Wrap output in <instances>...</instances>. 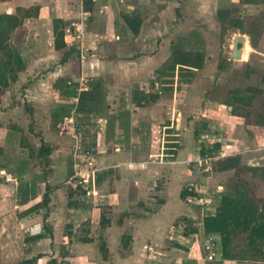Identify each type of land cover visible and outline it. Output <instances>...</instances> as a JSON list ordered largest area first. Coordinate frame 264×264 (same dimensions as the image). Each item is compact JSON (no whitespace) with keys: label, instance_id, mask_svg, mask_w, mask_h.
I'll return each mask as SVG.
<instances>
[{"label":"crops","instance_id":"0c3cea01","mask_svg":"<svg viewBox=\"0 0 264 264\" xmlns=\"http://www.w3.org/2000/svg\"><path fill=\"white\" fill-rule=\"evenodd\" d=\"M179 6L177 0H0V15H17L23 20L13 32L11 42L26 64L17 81L1 90L0 123L4 126L0 140L5 138L10 125L17 124L30 134L33 145L37 142L41 146L44 142L52 147L40 186L42 194L50 188L51 201L47 207L29 210L43 200L40 193L31 192L28 202L17 205L24 208L22 211L29 210L26 215L8 223L0 219V227H10L0 228V264L32 258H36V264H50L53 259L60 264H159L148 259L160 254L163 257L166 249L160 248L169 240L174 243L170 249L183 251L188 258L203 264L197 236L204 230V217L216 213L218 198L224 192L221 189L225 190V181L220 178L235 169H213L201 176L198 161L206 150L224 149L225 144L219 141L221 134L234 135L243 127H251L242 116H229L231 107L210 100L200 103L203 97L188 94L187 89L183 90V105L178 102V93L176 98H167L161 87L163 92H158V98L147 99L150 88L158 91L156 82L166 83L172 76L171 70L166 76L161 69L170 66ZM137 15L141 26L134 32L127 18ZM57 27L65 32L67 45L61 50L55 47ZM97 78L106 83L107 111L96 116L90 126L86 125L92 138L88 141H96L92 156L91 151H78L79 141L84 140L78 132L80 118L73 111L64 114L62 110L57 116L55 111L68 102H78L77 95L71 93L89 89V83ZM185 85L190 87L188 82ZM175 110L180 116L179 128H167ZM201 119L206 122L199 124ZM213 122L218 127H212ZM209 127L212 128L208 130ZM227 142L233 144L232 155L241 156L244 165H264V153L251 155L264 150V141H260L258 134L251 139L234 136ZM89 162H93L92 166ZM78 165L91 175L92 196H77L78 206H71V192L75 190L72 178ZM1 171L13 178L20 177L5 169ZM33 173L23 175L26 186ZM199 178L208 180V184L201 180L200 190L205 193V200L211 202L202 210V217L191 206L193 199L181 196ZM251 181L256 185L252 195L263 200L264 183L256 178ZM181 218L184 223L201 218V226L196 229L194 223V227L188 225L183 232L187 225L180 224ZM70 225L72 228L68 229ZM94 227H100L104 235L96 237ZM68 230H72L71 243ZM14 232L23 234L27 246L24 254L21 251L18 255L16 246L8 240L17 236ZM125 235L131 236L126 248ZM85 236L93 240H82ZM100 241L106 242V259ZM257 254L264 261V247Z\"/></svg>","mask_w":264,"mask_h":264},{"label":"rangeland","instance_id":"374dc122","mask_svg":"<svg viewBox=\"0 0 264 264\" xmlns=\"http://www.w3.org/2000/svg\"><path fill=\"white\" fill-rule=\"evenodd\" d=\"M177 1H179L181 8L179 10L180 14L178 16V21L176 22L177 26L175 31L177 33L175 34L173 38L174 40L172 41L173 45L171 46V53L168 62L170 66L174 63L180 62L197 66H201L203 64V67L195 69L194 72L190 74L192 76H188V78H186L187 80H185V78H179V76L187 75V73L185 71L178 73V70H181L182 67L180 66V69L176 67L175 72L177 71V73H174L173 76H169L166 83H163V81H161V83L165 85H162L160 83L161 88L166 90V92H163V95H165V97L167 98H176L178 93L177 99L180 100L181 98V100L178 102L180 103V105H183L184 101L186 100V94H184L185 92H183V90L185 91V89H187L186 91H188V94L193 93L195 96L203 97L202 101L199 100L200 103L210 100L211 102H219L220 104L225 105L227 108L231 107V110L229 109L230 111L228 115L233 116V108L232 106H229L227 104L228 102H232V92L235 90H241L243 93L251 95L252 92L247 91L248 87L259 88L261 92L255 95L252 105L247 107H242L238 104L235 105H238L242 109L244 108L243 111H251V120L248 119V121L250 122H246V125L249 124L251 129L245 128L241 125V127H243V130L241 132H236V134L234 135H232L231 132H225L224 137H226V141L228 138L230 140L234 136H240L244 138L246 137L251 139V137H255V135L258 134L260 141H264V126L257 125L256 122L257 120H259V115L263 113L262 105L264 103V3L244 5L241 4L239 0ZM220 9L229 10L230 18H241L243 21L242 28L236 29L235 27H232L230 23L226 22L225 24L224 22H222L218 16V11ZM139 19L140 18L138 17V15L132 18H127L128 25L134 32H137V29L140 28ZM181 19H186L187 21H180ZM237 35H244L246 38H248V41L252 47V51L249 52V57H247L246 60L238 58L231 59L234 39ZM241 47L244 49L245 43L241 44ZM220 64H224L225 67L223 69L219 68ZM177 74H179V76H177ZM187 82L190 84V87H187L185 85ZM14 83L15 82H13L11 85H13ZM86 83L88 84V82ZM4 89L6 90V88H2V91ZM136 93H139V91L137 90ZM71 94H76L81 101H72V103L68 102L67 105L59 106L55 111L56 116L58 115L57 113L61 114L62 110H64V114H71L73 111V115L79 117L82 121V124L86 127V125H91L96 116L103 115L107 111L106 83H98L97 94H94L93 96H90L89 93H85L79 90H77L76 92H72ZM177 108H179V106ZM203 122L206 121L202 119L198 121L199 124H202ZM215 125L216 124L213 122L212 127ZM212 127H209L208 130ZM66 130L69 131V129ZM76 131L77 128H75L74 132ZM254 131H256V134L254 133ZM87 138L88 140L92 139L91 137ZM83 142L86 143L87 147L89 145L90 148H86ZM95 142L96 141H79L80 154L86 153V151L89 150L92 152V156H95V152H93ZM35 145L37 149L40 148V146L37 145V142ZM230 145L233 144L230 142ZM232 148L233 147L230 148L231 151L234 150V148ZM206 151L208 152V150ZM258 152H260L261 154L264 153V150L252 153V157H254ZM46 167L47 165H44V163L39 162L38 160L31 163L29 169L30 171L34 172V175L37 174V176L35 175L34 177H32L33 174L31 176H28V186H26L25 180L21 181L19 178H13V176L5 174L4 171L0 172V219L4 223H6V221L8 223V220L10 219L19 218L18 215L21 213V209H24L23 207L17 208L18 202H16L15 200L19 194H17L16 192L20 191L21 193L23 192V190H26L28 188L29 190H33L34 188V193L36 195L40 193L41 196L44 197V193L42 194L40 186L43 181L42 176L47 173V171L45 170ZM199 169H201L202 171ZM213 169H215V160L211 161V164L204 163L203 165H201V167H198V173L201 176H206L207 173H211ZM69 170L70 175L73 174L72 168H70ZM239 177L251 179V173L246 170H240L239 173L236 170L230 171L226 174L224 179L223 177L220 178V180L222 179L223 181H225V183L223 182V184L225 185V190H221L225 192L229 188L233 187L234 183L238 181ZM201 180L208 184V180L204 181L203 179L199 178L197 180L199 183L196 182L189 186H191L195 190L196 196L207 199L203 197L205 196V193H202L200 190V184L203 183ZM196 188L199 189V191L196 190ZM210 189L213 190L212 188ZM46 191H48L49 194L50 188L47 187ZM215 195L219 197L218 194ZM91 196L92 195H87L86 199H91ZM218 199H220V197ZM192 201H194V199ZM190 204L192 207L197 208L198 211L196 209L194 210L199 213V217H202V208L201 206H198L200 204H197L196 202H192ZM18 207L20 206L18 205ZM182 220L183 218L179 219V221L181 222L179 223L182 225H187L184 230H181L184 232L185 230H188L189 226L194 227V223L196 229L200 227L201 225L199 224V222H201L202 219H191L185 223ZM8 226L9 225H6L0 228L9 230L10 227ZM17 228L19 229V227H15V230H17ZM94 230L96 237L99 235H104L105 233L100 227H94ZM200 232L201 234L198 235L197 238L200 240L202 249L201 255L204 258V261L202 263L230 264L222 260L220 256H218V258L215 260L210 261L208 259V251L205 249V239L207 237V234L204 230L203 232L202 230ZM14 234H17V236L11 237V239L8 240L12 242L11 245L16 246L18 255L21 254V251L24 254L25 251H27V246L25 245L23 234L19 232H14ZM180 236L181 238L184 237L182 234ZM218 238H220V236ZM234 239L237 244V249L239 250V254L237 256L239 261L257 260L259 262L249 264H264V261L260 254H257L258 257L251 256L250 253L252 252V250H250L246 245V234L242 233L241 235L234 237ZM191 241L189 240V243H191ZM68 245L69 244H65V247H67ZM173 245L174 243H172V240H169L166 243V246L161 247L160 245V249H166L162 253V255L164 256L162 257L160 256V254L158 258H149L148 261H155L159 264H181L182 260V264H198L196 260L188 258L187 253L174 248L170 249V247ZM189 245L192 246L191 244ZM188 251H190V248ZM67 252L68 251H66V253ZM101 253L102 256L105 257V254L102 250ZM99 261L101 260L99 259ZM57 262L60 264V261L58 259ZM243 262L244 261H241L242 264ZM71 263H76V260H72ZM96 264H100V262H97Z\"/></svg>","mask_w":264,"mask_h":264},{"label":"trees","instance_id":"16d2710c","mask_svg":"<svg viewBox=\"0 0 264 264\" xmlns=\"http://www.w3.org/2000/svg\"><path fill=\"white\" fill-rule=\"evenodd\" d=\"M241 4L252 5V4H261L264 3V0H239ZM28 14V12H27ZM218 16L222 22L230 23L232 27L236 29L242 28L243 21L241 18H230V11L225 9H220L218 11ZM23 23V20L17 15L11 14H2L0 15V93L2 88L9 87L13 82H16L18 79V74L20 71L24 70L26 64L18 50V48L11 42V38L15 29ZM141 25H139L140 27ZM139 29H137L138 32ZM65 42V32L60 28H55V47L57 50L64 49L66 47ZM67 54H65V60ZM203 60V58H202ZM180 64V65H177ZM181 70L179 72L185 71L187 75H181V78H188L190 74L194 72L195 69L202 68L197 65H188L185 63H174L164 69H161L162 74L168 75L170 72L173 74L176 67ZM224 64H220L219 68L223 69ZM168 70H171L167 72ZM179 76V74H177ZM167 82V80H166ZM98 83H105L102 79L97 78L93 79L89 84V89L83 90L82 92L89 93L90 96L97 94ZM247 91H251L252 94L248 95L243 93L241 90H235L232 92V102H228L229 106L233 108V114L242 116L246 119V122L251 120V111H243L238 105L242 107H247L252 105L255 95L260 93L261 90L255 87H248ZM74 92V91H73ZM102 92V91H101ZM148 100L158 98V91L154 88H150L148 91ZM1 95V94H0ZM81 101L78 98V102ZM1 104V97H0ZM238 104L237 106H235ZM263 113L259 115V120H257V125L264 126V103L262 105ZM80 119L77 120V126L79 127V134L84 136V140L88 141L87 137H90L89 129L85 127ZM81 123V124H80ZM4 126L0 123V129ZM83 140V141H84ZM86 148V143L83 142ZM95 145V144H94ZM219 146V144H217ZM11 148V149H10ZM80 149V148H79ZM78 149V151H79ZM9 150V151H8ZM89 151V150H88ZM52 152V147L45 144L44 142L40 148H36L35 145L29 139V136L26 134L25 130L17 124L10 125L8 131H6L5 138L0 140V171L5 169L7 173L18 174L21 181L25 180L24 174L30 172L31 163L37 159L39 162L47 165L49 162V155ZM215 169L217 171H226L235 169L236 171L246 170L251 173V179L256 178L261 183H264V165H244L242 163V158L239 155H232L219 159L215 163ZM251 179H246L239 177L238 181L234 183L233 187L229 188L221 194L220 202L217 207L215 214L206 215L203 219L204 231L207 235L216 234L220 236V246H221V258L224 259H238L239 250L237 249V244L234 237L240 235L241 233H246V245L252 252L251 256L257 257V253L261 251L264 247V199H257L252 195V188L256 187L252 183ZM23 190V189H22ZM27 190L16 192L19 194L16 198L18 204H24L30 200V194L34 193ZM30 192V193H29ZM32 192V193H31ZM87 195L86 189L81 185L75 188L71 192V205L78 206L77 196ZM182 198L186 199L188 197L194 198L196 196L195 190L189 186L182 191ZM51 201L48 191L44 193L42 202L33 206L29 210H34L41 206H48ZM29 210L22 211L18 217H22L28 213ZM72 228V225L68 229ZM72 242V230L67 231ZM84 241H91L92 238L81 237ZM131 240L130 235H125L123 238V246L126 248L129 246ZM106 242H101V250L103 252L107 251ZM13 264H36V258L26 259L24 261H18ZM50 264H59L56 259H53Z\"/></svg>","mask_w":264,"mask_h":264},{"label":"built area","instance_id":"2783aa9c","mask_svg":"<svg viewBox=\"0 0 264 264\" xmlns=\"http://www.w3.org/2000/svg\"><path fill=\"white\" fill-rule=\"evenodd\" d=\"M96 1V0H95ZM160 83L156 82L155 83V88L158 90V92L162 93L163 91L160 90ZM78 100V99H75ZM180 122V116L178 114V110H175L174 115L171 117V121H170V126H168L167 128H179L178 123ZM70 125L72 126L73 129H75L74 127V122L72 119H70ZM219 141L224 143V149L223 150H219L218 152L215 151H208L206 152L200 159L199 164L203 165L205 164H211V161L215 160V159H220L223 157H227L232 155V151H228L232 145H230V143H228L226 141V137H224L223 134L220 135L219 137ZM87 154H90V151H87ZM90 166H92L93 162H89ZM73 180V184H74V188H76L79 185H81L84 189H86L87 191V195H91V189H90V182H91V175L89 174V172H86L84 170V168H82L80 165L77 166L76 168V173L72 178ZM196 190L199 191V189L196 188ZM194 202H196L197 204H200L198 206H201L202 210H205V207L210 205V202L208 200H205L203 198H200L198 196H195L194 198ZM219 236L216 234H210L207 235L206 237V241H205V249L208 251V259L211 260H215L218 258V256L221 257V246H220V238H218Z\"/></svg>","mask_w":264,"mask_h":264},{"label":"water","instance_id":"95a60500","mask_svg":"<svg viewBox=\"0 0 264 264\" xmlns=\"http://www.w3.org/2000/svg\"><path fill=\"white\" fill-rule=\"evenodd\" d=\"M246 37L244 35H237L234 39L231 59H241L243 54V48L240 47V44H244Z\"/></svg>","mask_w":264,"mask_h":264},{"label":"bare ground","instance_id":"6f19581e","mask_svg":"<svg viewBox=\"0 0 264 264\" xmlns=\"http://www.w3.org/2000/svg\"><path fill=\"white\" fill-rule=\"evenodd\" d=\"M250 51H252V47H251V45H250V43L248 41V38H246V40H245V48L243 49V54H242L241 59L246 60L247 57H249L248 55H249Z\"/></svg>","mask_w":264,"mask_h":264},{"label":"flooded vegetation","instance_id":"af4514ba","mask_svg":"<svg viewBox=\"0 0 264 264\" xmlns=\"http://www.w3.org/2000/svg\"><path fill=\"white\" fill-rule=\"evenodd\" d=\"M242 44V43H241ZM241 44H240V47H241ZM242 48V47H241ZM192 76V75H191ZM190 78H192V77H190Z\"/></svg>","mask_w":264,"mask_h":264}]
</instances>
